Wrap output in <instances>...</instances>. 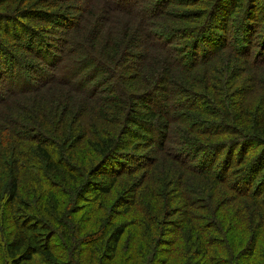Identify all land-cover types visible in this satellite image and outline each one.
<instances>
[{
  "label": "trees",
  "instance_id": "1",
  "mask_svg": "<svg viewBox=\"0 0 264 264\" xmlns=\"http://www.w3.org/2000/svg\"><path fill=\"white\" fill-rule=\"evenodd\" d=\"M144 1L0 0V264H264V0Z\"/></svg>",
  "mask_w": 264,
  "mask_h": 264
},
{
  "label": "rangeland",
  "instance_id": "2",
  "mask_svg": "<svg viewBox=\"0 0 264 264\" xmlns=\"http://www.w3.org/2000/svg\"><path fill=\"white\" fill-rule=\"evenodd\" d=\"M152 2H154L155 0H151ZM137 2V1H136ZM140 2H145L144 0L142 1V0H140ZM138 4H140L139 2H138ZM243 11V10H242ZM243 14V16H241L240 15V22H242L243 20H245V19H243L244 17H245V15H244V13H242ZM238 18V17H237ZM261 39H264V23L263 24H261L260 26H259V28H258V31H257V36H256V41H255V44H256V42H260L261 41ZM256 49V47H254V49H253V51H252V53L253 52H255L254 50ZM6 60V59H5ZM6 63V65L7 64H11L9 61H5ZM3 68V67H2ZM11 75V74H10ZM10 75H8L7 77L9 78L10 77ZM16 80V79H15ZM10 81H5V79H2V83L1 84H8Z\"/></svg>",
  "mask_w": 264,
  "mask_h": 264
}]
</instances>
